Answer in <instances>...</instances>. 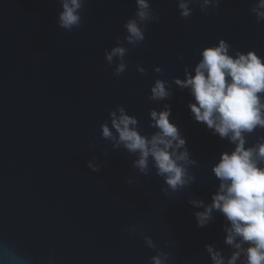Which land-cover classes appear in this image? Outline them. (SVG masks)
<instances>
[{
  "label": "water",
  "instance_id": "95a60500",
  "mask_svg": "<svg viewBox=\"0 0 264 264\" xmlns=\"http://www.w3.org/2000/svg\"><path fill=\"white\" fill-rule=\"evenodd\" d=\"M258 2L148 0L151 19L141 22L136 0H82L81 26L69 31L58 24L60 0H0V264H214L209 247L227 264L229 222L213 211L199 227L204 208L191 202L212 203L220 184L212 169L235 145L194 120L190 89L175 81L194 75L203 49L221 40L230 56L264 62ZM130 19L143 41L126 39ZM115 47L126 53L109 63ZM157 80L168 98L151 99ZM166 106L186 141L177 151L189 156L181 162L189 181L176 190L151 158L142 172L138 154L101 128L123 108L151 138L159 131L151 112ZM244 135L245 148L264 143L259 126Z\"/></svg>",
  "mask_w": 264,
  "mask_h": 264
},
{
  "label": "clouds",
  "instance_id": "9594fccd",
  "mask_svg": "<svg viewBox=\"0 0 264 264\" xmlns=\"http://www.w3.org/2000/svg\"><path fill=\"white\" fill-rule=\"evenodd\" d=\"M63 11L59 14L58 24L71 31L81 26L78 10L82 0H60ZM209 0H204L207 6ZM138 11L136 17L143 22L151 19L148 0H136ZM180 16L187 18L191 11L187 3L178 4ZM264 0H259L256 8L258 21L264 20ZM158 19V17H157ZM129 43L144 40V34L136 19H130L124 25ZM229 46L221 40L216 47H208L201 52V60L194 69V75H187L184 81L176 80L181 88L190 89L194 103L188 105L195 121L204 123L213 134L227 138L235 145L231 153H222L219 162L213 167L215 177L220 181L219 188L212 196V203L205 206L202 201L191 203L203 207L197 212L199 227H204L212 219L213 211L222 214L230 227L225 243L235 251L227 260V264H237L241 256L245 264H264V143L245 148V133H252L258 126L264 128V62L254 53L247 55L237 53L235 57L228 54ZM126 49L115 47L106 53V60L122 59ZM125 70L123 63L115 69L118 76ZM141 71H143L141 69ZM160 71V69H157ZM151 99L168 98L169 91L165 83L157 80L151 89ZM165 111L151 112L154 127L158 128L151 138L141 135L137 129L135 118L125 114L119 108V116L110 113L111 128L102 125V136L116 140L130 153L138 154L135 167L146 171L149 158L152 159L157 174L165 177L166 183L176 190L185 186L189 178L181 162L189 159L184 148L186 141L181 138L178 128L169 122L170 107ZM115 133L118 135H114ZM171 150V151H170ZM91 167V165H89ZM98 169L94 168L93 171ZM149 243H151L149 241ZM248 245V247H244ZM212 253L214 264H225L219 253ZM154 264H161L154 258Z\"/></svg>",
  "mask_w": 264,
  "mask_h": 264
}]
</instances>
